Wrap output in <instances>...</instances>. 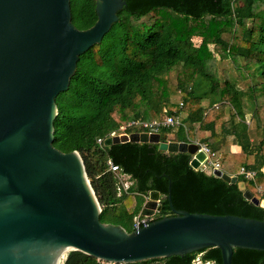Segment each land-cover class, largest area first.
Returning <instances> with one entry per match:
<instances>
[{
	"label": "trees",
	"instance_id": "16d2710c",
	"mask_svg": "<svg viewBox=\"0 0 264 264\" xmlns=\"http://www.w3.org/2000/svg\"><path fill=\"white\" fill-rule=\"evenodd\" d=\"M124 1L118 20L79 56L68 88L55 98L53 145L79 153L101 206L100 220L131 231L152 190L170 193L178 210L264 219V208L246 199L236 182L193 168L188 152L167 153L146 142L106 146L95 141L129 120L152 119L165 110L181 119L175 141L207 143L224 172L264 199V0ZM70 10L78 29L96 20L94 0H70ZM226 60L234 72L222 65ZM171 71L176 72L181 103H169ZM247 113L255 120L253 142ZM141 130L133 125L124 131ZM228 137L241 146L240 153L221 154ZM107 158L133 180L120 195ZM241 167L255 171L254 178L240 174ZM159 204L153 219L173 214L167 197ZM197 254L203 262L223 264L216 247L121 264H192ZM100 261L70 250L62 264ZM231 264H264V250L235 248Z\"/></svg>",
	"mask_w": 264,
	"mask_h": 264
},
{
	"label": "water",
	"instance_id": "95a60500",
	"mask_svg": "<svg viewBox=\"0 0 264 264\" xmlns=\"http://www.w3.org/2000/svg\"><path fill=\"white\" fill-rule=\"evenodd\" d=\"M96 20L78 29L70 0H0V264H62L79 250L115 264L220 250L231 264L235 248L264 250V219L188 212L172 207L170 193L148 194L141 215L168 198L173 214L131 231L100 220L101 206L76 150L53 145L55 98L68 88L79 56L118 20L124 0H94ZM154 143L167 153L188 152L193 168L204 159L194 142L133 131L105 138ZM203 171L237 183L243 196L264 208L243 181L221 169Z\"/></svg>",
	"mask_w": 264,
	"mask_h": 264
},
{
	"label": "built area",
	"instance_id": "2783aa9c",
	"mask_svg": "<svg viewBox=\"0 0 264 264\" xmlns=\"http://www.w3.org/2000/svg\"><path fill=\"white\" fill-rule=\"evenodd\" d=\"M179 124H180V122L177 118L172 117L171 115L167 114V112H165V110H163V114H162L161 118L154 119L151 121H145V120H143V121H136V120L129 121L125 124L120 125L117 129L109 132L107 135H105L103 137L102 136L96 137L95 141L98 144H101V143L104 144L105 138L110 137V136H114V135H120V134L127 133L124 131L125 128L129 127V126H133V125H138V126L144 128L145 130L147 129L146 131H148V132H158V130L163 128V127L178 126ZM192 141L195 144H197L196 152H202L205 156L204 159L202 161H200V163H199L200 167L199 168H201L202 170L207 168V167H210V169H212V170L213 169H221L220 160L216 157L215 152L211 149V147L207 143L200 142L199 140H190L189 142H192ZM193 157H194V155L192 154L191 159ZM106 165H107V169L109 171H111L114 174V177L116 178V189H117L118 193L121 191L126 192L128 190V187L132 183V179H131L130 175H128L127 173L122 171L120 166L113 163L111 158H107ZM239 173L245 175L246 177H248L250 179H253L255 176V171L250 170V169H246L244 167L240 168ZM258 190H260L259 187H258ZM147 198H148V193H147V195H145L146 200H147ZM153 218H154V214L150 215V216H143L141 214H138L137 216H135L133 218L132 227H133V229H137L141 226H145L150 221H152ZM102 262L105 264H115L113 262H106V261H102Z\"/></svg>",
	"mask_w": 264,
	"mask_h": 264
},
{
	"label": "rangeland",
	"instance_id": "374dc122",
	"mask_svg": "<svg viewBox=\"0 0 264 264\" xmlns=\"http://www.w3.org/2000/svg\"><path fill=\"white\" fill-rule=\"evenodd\" d=\"M223 36H224L225 39H229L230 34L224 33ZM211 48H212V45H211ZM222 65L225 66V68H227L228 70H230L232 68L230 60L224 61ZM230 71L234 72V70H232V69ZM168 78H169L170 85H171L169 103H180V101H181L180 92L176 88V72L175 71H171L168 74ZM237 84H238L239 87L242 86V82H237ZM206 102H207V100H204L203 103L206 104ZM247 124H248V127L250 129V134L252 135L253 138L256 139L257 133L253 130L255 128V120L250 118V114L247 115ZM192 140H197V139H192ZM200 256H201V254H197L196 257L193 259V261H192L193 263L192 264H209V262H203L201 260ZM100 264H105V263L100 261Z\"/></svg>",
	"mask_w": 264,
	"mask_h": 264
},
{
	"label": "crops",
	"instance_id": "0c3cea01",
	"mask_svg": "<svg viewBox=\"0 0 264 264\" xmlns=\"http://www.w3.org/2000/svg\"><path fill=\"white\" fill-rule=\"evenodd\" d=\"M162 114L163 113H161L159 116H157V117H153L152 119H137L136 121H143V120H145V121H151V120H154V119H158V118H161L162 117ZM178 120H179V122H180V118L178 117L177 118ZM129 121H133V120H129ZM129 121H127V122H129ZM126 122V123H127ZM135 126H138V125H135ZM140 127V126H139ZM140 128H142V127H140ZM163 128H166V127H163ZM163 128H161V129H163ZM172 131L171 132H169V133H163L162 135H165V139H167V140H175V129L177 128V126H172ZM143 130H141V131H146L144 128H142ZM161 129H159V130H161ZM158 130V132L161 134V132ZM146 132H148V131H146ZM126 134H128V133H126ZM250 140L253 142L254 140H255V138H253L252 137V135L250 134ZM180 142V141H179ZM189 142V141H188ZM226 151H230V152H233V153H240L241 152V146L240 145H238L237 143H235V141H233V138L232 137H228L227 138V144L225 145V146H222V148H221V154L223 153L224 154V152H226ZM129 175V174H128ZM131 177V176H130ZM132 182H133V180H132ZM132 184V183H131ZM124 191H121V192H119L118 193V191H117V195H120V194H122ZM144 201H146V199H145V196H144ZM142 208V207H141ZM141 211V210H140ZM139 214H141V213H139Z\"/></svg>",
	"mask_w": 264,
	"mask_h": 264
}]
</instances>
